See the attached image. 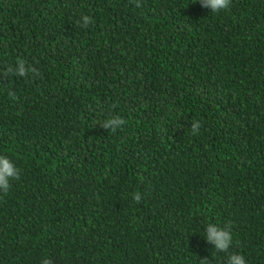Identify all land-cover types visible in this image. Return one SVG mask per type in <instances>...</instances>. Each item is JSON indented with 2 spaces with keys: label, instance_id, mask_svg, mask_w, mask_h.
<instances>
[{
  "label": "trees",
  "instance_id": "trees-1",
  "mask_svg": "<svg viewBox=\"0 0 264 264\" xmlns=\"http://www.w3.org/2000/svg\"><path fill=\"white\" fill-rule=\"evenodd\" d=\"M142 5L0 0V264H264V0Z\"/></svg>",
  "mask_w": 264,
  "mask_h": 264
},
{
  "label": "clouds",
  "instance_id": "clouds-1",
  "mask_svg": "<svg viewBox=\"0 0 264 264\" xmlns=\"http://www.w3.org/2000/svg\"><path fill=\"white\" fill-rule=\"evenodd\" d=\"M136 8H142V0H131ZM231 0H198V3L203 8L210 9L211 13H218L219 11L226 9ZM83 27L94 23L91 16L83 15L81 21ZM29 74L33 76H39L37 69L29 65L25 60L19 59L16 61L15 67L8 66L6 71L0 72V79L8 78L11 76L25 77ZM10 98L15 99V95L9 92ZM126 122L121 117H110L104 120L101 127L107 130L115 132ZM201 123L199 121H194L192 123V134L198 133L201 128ZM20 175V169L12 162V160L3 154H0V191L5 194L11 187L10 181L18 180ZM132 199L139 203L142 196L139 192L133 194ZM233 236L231 233V228L228 225L221 227L219 224L209 223L206 226V241L211 244L217 252L229 253V249L232 247ZM208 259H202L201 264H207ZM41 264H53L50 259L42 260ZM227 264H247L246 259L243 255L239 253H229Z\"/></svg>",
  "mask_w": 264,
  "mask_h": 264
}]
</instances>
